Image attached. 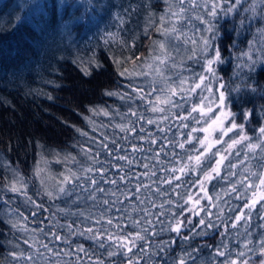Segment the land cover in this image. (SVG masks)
Wrapping results in <instances>:
<instances>
[{
    "label": "trees",
    "instance_id": "16d2710c",
    "mask_svg": "<svg viewBox=\"0 0 264 264\" xmlns=\"http://www.w3.org/2000/svg\"><path fill=\"white\" fill-rule=\"evenodd\" d=\"M223 1L227 9L235 2ZM250 2L241 0L232 12L217 11L210 24L213 49L219 48L222 55L216 74L229 86L227 101L231 110L243 116L240 122L245 124L251 141L256 142V129L264 124V52L258 59L251 48L248 56L242 53L263 21L264 0H257L254 12ZM45 4L47 8L42 12L38 6ZM53 4L57 7L53 8ZM177 8H181L178 0H0V264H128L134 256L140 264H172L180 257H186L187 264H224L225 260L230 264L233 259L239 263L259 255V241L264 239V201L249 217L243 205L251 193H245L239 184L238 191L230 189L245 167L264 171L259 149L249 153V160L242 164L239 162L244 159L246 144L232 150L228 159L237 168L225 167L221 175L228 176V180L217 177L205 185L207 198L195 207V215L185 200L189 191L194 199L197 186L192 182L197 175L183 176L182 181L174 180L171 185L161 181V177L171 175L166 169L173 167L176 159L186 161L193 145L199 147L204 132L191 133L192 128L206 127L215 116L214 108L203 118L191 109L208 105L203 97H217V80L213 78L212 92L200 95L190 91L204 68L203 57L200 53L185 58L175 55V44L180 49L185 46L176 32L170 31L176 27L171 13L179 12ZM46 20L56 29L42 27L40 24ZM63 26L66 32L60 31ZM160 60L165 63L160 64ZM156 66L162 70L160 74L154 73ZM170 87L177 88V95L172 97L177 106L161 104L158 106L165 107V112H152L151 102L157 95H170ZM107 92L118 95H106ZM246 111L254 115L245 119ZM179 116L188 119L181 120ZM194 117L201 123L197 124ZM149 120L153 123L149 124ZM121 125L126 130L121 131ZM133 128L135 131L129 130ZM189 133L194 137L192 144L186 143L185 150H181L178 143L186 141ZM221 135L218 132L212 139ZM233 136L234 133L224 136L212 151H222ZM237 151L240 155H236ZM118 156H126L133 163L114 158ZM93 157L102 163H96ZM144 164L149 168L145 169ZM85 168L93 171L85 172ZM101 168L103 176L95 171ZM48 171H53V179ZM70 172L79 178L72 177V183L63 185L66 192L59 193L57 181ZM231 172L236 175L230 176ZM92 179L97 181L95 185ZM113 179L115 184L105 182ZM14 180L23 182L21 192L10 191ZM145 184L149 187L136 191L137 185ZM177 184L181 186L176 188ZM46 191L54 192L55 198L50 199ZM145 209L151 215L146 217ZM241 211L245 215L236 222ZM173 213L183 221L179 236L161 232ZM201 218L205 225L200 224ZM109 219L112 224L107 223ZM137 220L142 227H149L146 221L151 220L150 230L159 235L144 233L152 247L137 241V247L125 255L126 250L117 248L108 233L131 238L140 231L133 225ZM17 221L28 231L13 228ZM209 223L214 227H208ZM86 228L103 235L99 240L87 238ZM201 232L206 234L199 235ZM25 241L34 247L29 248ZM160 241H171L167 253L161 254L164 260L151 255ZM249 241L248 248L255 252L243 247ZM101 242L104 247H100ZM78 246L85 252H78ZM141 248L149 252L145 254ZM217 250L225 251V256H217ZM240 251L247 255L237 257ZM20 252L31 255L32 261L13 260L9 255ZM109 252L115 254L109 256Z\"/></svg>",
    "mask_w": 264,
    "mask_h": 264
},
{
    "label": "snow or ice",
    "instance_id": "6c2138e0",
    "mask_svg": "<svg viewBox=\"0 0 264 264\" xmlns=\"http://www.w3.org/2000/svg\"><path fill=\"white\" fill-rule=\"evenodd\" d=\"M180 4L184 3V0H179ZM219 3L220 0H213L210 9L208 10V15L211 17H215L217 15V10L219 7ZM241 4V0H235V2L233 4H231L227 11L228 12H232L233 10L236 9V7L238 5ZM41 8V11L43 12L46 8L47 5H41L38 6ZM53 8L57 7V5L53 4L52 5ZM67 7H75V5H68ZM255 7L256 5L253 4L252 5V10L253 12L255 11ZM245 11H248V8L244 9ZM181 11H183V9H181ZM171 15L173 17H178V13L177 12H172ZM163 21V17L161 18ZM202 24L207 23L208 26L204 29V31L208 32V33H212L213 32V26H211L210 22H206L203 19H201L200 21ZM241 24H243V20H241ZM171 32H176V28L173 27L172 29H170ZM193 43H196V41H193ZM160 47L163 49L164 45L161 44ZM212 49V53L210 54L209 50ZM200 55L203 57V67H204V73H207V75H205L204 73H201L199 75V82L195 83L190 91H195L196 89L201 87V84L204 83L205 80H207L209 77L217 80L218 82V88L216 89V91L218 92V96L217 97H203V100H208L209 104L206 106H194L191 109V112H199L200 113V117L203 118L205 116H207L208 112H212L213 111V106L219 110V114L215 115L214 118H211V123H207L206 127H202L200 129H197L195 127L192 128L191 133H194L196 131H202L204 132L206 135L199 139L198 144L199 147H196L195 145H193L192 149L190 150L191 154L187 155V159L186 161L183 159H176L173 162V167L166 169V171L170 172L171 175L167 178L165 177H161V181L163 183H167L169 185H171L173 183V181H182V177L183 176H187L189 174H196L197 175V180L192 182L193 186H198L200 191H205V185L207 183H210L213 179H216L217 177L221 178V179H225L228 180V176H222V169L226 168H230V169H236L237 168V164L232 163L228 157L229 155H231L232 150L236 149V147L238 145H245L246 144V152L244 154V159L242 161H240L239 163H244L245 161L249 160V153L255 154L257 152V149H259L260 152V159L264 160V124H262L261 126H259L256 129L257 132V136L255 137L256 142H252L249 135L246 133L245 131V124L244 123H238L234 117V114L231 112H227L225 111L226 107H227V103H226V90L228 89V84L225 82L220 81L219 77L216 74L215 68L213 67V65L218 64V63H222V55H221V50L219 48H215L213 49V45L211 43V40L208 37H202V47L200 49ZM243 56H247V53H242ZM249 59H251L249 57ZM165 61L164 60H160V64H164ZM244 66H248L250 67V65H240V67H244ZM157 73L160 74L162 72V70L160 68L156 69ZM85 74L87 73V70L85 69ZM146 74V73H144ZM121 75H124V73H121ZM181 85L184 84V81L181 80ZM209 92H212L213 90L211 88L207 89ZM133 91H137V89H133ZM155 91V90H154ZM163 91V90H161ZM180 91H184L183 88L180 89ZM168 92L170 93V95H163V96H157L155 102H151V110L152 112L156 113V112H165L166 108L165 107H160L158 105H173V106H177L175 104H173L172 101V97L177 95V88L176 87H170L168 88ZM106 95H118V93H114V92H107L105 93ZM127 96V94L125 93L123 96H121V98H125ZM141 100L144 99L143 96L139 97ZM205 107L207 108V111H205ZM191 112L188 114L189 116L191 115ZM104 115H107V113L105 112ZM132 115L135 116L136 113L132 112ZM250 115H254L253 112L250 111H246L244 113V118L248 119V117ZM164 119L166 120L167 117L165 116ZM178 119L181 120H186L188 119V116H179ZM195 119V122L197 124L201 123V119H197V118H193ZM225 119L228 120V125L225 126ZM149 124L153 123L152 120L148 121ZM184 127H187V125H182ZM121 128V131L126 130V126L121 125L119 126ZM215 128H219L220 132H221V136L217 137L215 139H210V135H211V131H214ZM130 131H135V129H129ZM141 130L143 131V129L141 128ZM79 131V130H78ZM161 132L164 131L163 128L160 129ZM189 133L187 140L184 142H179L178 143V147L181 150H185V144H192V141L194 139V137L192 136V134ZM229 133H234V136L230 138V142L227 143V147L224 148L222 151L220 149H217L215 152H213V148H215V146L217 144H221L223 142V137L224 136H228ZM81 135H87V133L81 132ZM152 143L155 144L156 141L155 139L152 140ZM103 147L105 149H107V145H103ZM163 148V146H162ZM134 150H136L134 148ZM109 154L111 155V152L109 150ZM157 157L159 156V153L156 154ZM236 155H240L239 151L236 152ZM173 156H176V153L173 152ZM212 157H217L214 161V163H209V161L212 159ZM115 159L121 160V161H127V163L129 165H131L133 163V161L131 159H128V157L126 156H118V157H114ZM94 161L96 163H102V161H100L98 158L93 157ZM225 161H228V164L225 165ZM115 167V166H114ZM143 167L145 169L149 168L148 164H144ZM261 168H264V164H261ZM85 172H90L93 171V169L91 168H85L84 169ZM95 171L100 172L101 176L104 175V169H95ZM179 173V174H177ZM246 173V174H244ZM147 173H145L146 175ZM36 175L39 177L40 176V170L37 169V173ZM151 175H155V172H152ZM230 176H235L236 173L235 172H231L229 173ZM76 176V178L78 179L79 177L77 176V174L75 172H70L69 175H65L63 176L62 180L57 181L58 184V192L59 193H65L66 189L65 187H63V185L65 184H70L72 183V177ZM255 177V179H253ZM124 177H121V180H123ZM106 183L111 182L113 184L116 183V180L113 179L111 181H105ZM43 183V181H42ZM97 183V181L95 179H92V184L95 185ZM241 185L243 186L245 193L250 192L251 196L250 198H248L247 202L243 205L244 209H247V215L250 217L251 216V212L252 210L256 207L257 204H261L262 201H264V171H252L250 167H245L243 170V173L239 176V179L235 180V182H232L230 185V189L231 192H236L238 191L237 189V185ZM180 184H177L175 187L178 188L180 187ZM144 187V188H148V185H137L136 187V191L139 192L140 188ZM23 188V182L21 180H14L13 183L11 184L10 187V191L16 193V192H21ZM99 191H104L103 189H98ZM175 191V188L173 189ZM25 195H27L26 193H24ZM45 194L50 198H55V193L52 191H46ZM226 195L228 194L227 192L225 193ZM113 195H115V193H113ZM179 196V193L177 194ZM205 196H207V193L205 191ZM240 196H237V199H239ZM137 199H139V197H137ZM200 199H202V197H197L194 201H193V195L192 193L189 191L187 194V199L185 200V203H193V208L188 209L190 212H192L194 215L198 214L195 211V205H199L200 203ZM211 199V198H209ZM28 200L31 201L33 204H35L36 202L34 200L31 199V197H28ZM105 203L107 204L108 201H105ZM115 203V201L113 202ZM169 203H172V201H169ZM177 207L181 208V210H183V206L180 205L179 203L176 204ZM37 208H39V205H36ZM261 208L264 209V204H261ZM35 214V213H34ZM22 215V213H21ZM151 215V213L145 209V216H149ZM245 215V213L243 211L240 212V214H238L235 217V221L239 222L242 217ZM261 219H264V217H261ZM97 223H99V221H97ZM108 224H112V220L109 219L107 221ZM146 223L149 225V227H142L141 223L139 220L137 221H133V225L135 227L140 228V231L135 232L134 234L131 235V238L128 237H123V236H114L112 233H108V238L109 239H114L116 241V246L117 248H124L125 251V255H127L128 253H131L133 251L134 248L137 247V241H145L146 243H149V247H152L151 243L147 241L146 236L144 235V233H147L148 235L151 236H156L159 235V233H156L155 231L150 230L152 227V221L151 220H147ZM189 223H191V221H189ZM200 224L201 225H205V220L204 218H201L200 220ZM183 225V221L180 220L175 213H173L172 218H170V221L167 225H164L161 228V232L163 231H171L176 233L178 236L181 234V227ZM208 227H214L213 224L209 223L207 225ZM12 227L19 230H23V231H28L27 228L23 227L22 224L19 223V221H17L16 223L12 224ZM232 227L235 228L236 227V223L234 222L232 224ZM69 228H71V225H69ZM107 231V230H105ZM84 232H87L89 234V236L87 238L90 239H97L99 240L101 238V236L103 235V233L101 232H93L92 228H86L84 229ZM206 233L201 232L199 233V235H205ZM55 235V234H53ZM55 238L57 240L60 239L59 236H55ZM35 239V238H33ZM67 242V241H65ZM25 243L28 244L29 248L34 247V245L32 243H28V241H25ZM36 243H39V241H36ZM249 242H245L243 247L245 249H247L249 252H255V249H250L248 248V244ZM171 241H160L159 243H157L155 245L154 250L151 252V255L154 256H160L161 260H164V256L161 254H166L168 251V248L170 247ZM259 249H258V261L257 264H264V239H261L259 241ZM43 248L47 249L49 252H51V249L48 248L47 244H43L42 245ZM100 247H104V244L101 242ZM225 248L227 247L226 245L224 246ZM77 251L80 253H84L85 249L83 247L78 246ZM141 252L147 254L149 252L148 248H141ZM38 255H43V253H37ZM109 256L114 255L115 253L113 252H109L108 253ZM217 256H225V251L222 250H217L215 253ZM9 255L12 256L13 260H27L29 262L32 261L33 257L31 255L28 256H24L23 252L20 253H9ZM65 255H68V253H65ZM187 256H191V253H187ZM247 255V253L245 251H240L237 253V257H245ZM128 264H140V259L138 257H130L128 259ZM172 264H187V259L186 257H180L178 260L176 261H172ZM224 264H229V262L227 260H225ZM230 264H238L237 259H233L230 261ZM239 264H251V258L249 257L248 259H244L242 261L239 262Z\"/></svg>",
    "mask_w": 264,
    "mask_h": 264
},
{
    "label": "rangeland",
    "instance_id": "374dc122",
    "mask_svg": "<svg viewBox=\"0 0 264 264\" xmlns=\"http://www.w3.org/2000/svg\"><path fill=\"white\" fill-rule=\"evenodd\" d=\"M212 2H213V0H184V3L181 4V8L175 9L177 11L179 10V12H177L179 15H178V17L172 16L173 26H176L175 28L177 30L176 31L177 39L181 40L185 45L184 47L182 46L180 49V46L175 44L174 52L176 53L175 55L177 57L185 58L187 56H190V55H193L196 53H200V49L202 47V37H208L211 40V33L204 31V29L208 26V24L207 23L202 24L200 21H201V19H203L206 22H212L214 17H211L207 14L208 10L211 7ZM256 2H257V0H251L249 5L252 6ZM226 6H227V4H226ZM181 9H183V11H181ZM226 10H227V8L224 6V1L220 0L219 7H218L217 11H220V13L223 14V13H225ZM262 18H263V21L259 27L258 32L256 33V35L252 39V42L249 44V48L245 52V53L249 54V51L251 49L255 50L257 53L255 59H258L260 56H262L263 52H264V14L262 15ZM193 41H196V43H193ZM211 43H212V41H211ZM210 50H209V52H210ZM213 67L216 69L217 64L213 65ZM157 68H158L157 66L154 67V73L155 74H158L156 71ZM202 73H204V68L202 70ZM204 74L207 75V73H204ZM211 79L212 78L209 77L207 80H205L204 83L201 84V87L196 89L194 92L197 91L200 95L208 92L207 89L211 88V83H212ZM219 79H220V81H222L221 78H219ZM198 82H199V79L197 80L196 83H198ZM218 86H219L218 82L215 81V88L217 89ZM162 89H164V87H162ZM216 93L218 96L217 91H216ZM228 93H229V88L226 90L227 99H228ZM163 95H168V93H163V94L157 95V96H163ZM227 99H226L227 107H226L225 111L233 113L236 121L238 123H241L240 121H243V116L239 115V113H235L231 110ZM213 108L215 109V115L219 114V110L216 109L215 107H213ZM227 125H228V120L225 119V126H227ZM245 131H246V133H248L247 130H245ZM218 132H220L219 128H215L214 131H211L210 139H212L215 136V134ZM231 134L232 133H229L228 136H231ZM205 135L206 134L204 133V136ZM0 159H1V156H0ZM48 175L51 179H53V171H48ZM203 192L204 191H200L199 187L197 186V191L194 195V199H196L197 197H202V199H200L199 205L201 203L205 202V200L207 198L203 194ZM194 199H193V201H194ZM193 206H194L193 203H190V208H193ZM197 206L198 205H195V207H197ZM257 261H258V256L251 259V264H257Z\"/></svg>",
    "mask_w": 264,
    "mask_h": 264
},
{
    "label": "bare ground",
    "instance_id": "6f19581e",
    "mask_svg": "<svg viewBox=\"0 0 264 264\" xmlns=\"http://www.w3.org/2000/svg\"><path fill=\"white\" fill-rule=\"evenodd\" d=\"M40 25H41L42 27H43V26H44V27H47L48 29H51V30H55V29H56V25H55L54 23H51V22L48 21V20H46L44 23H41ZM28 29L31 31V25L28 27ZM60 31H61V32H66L65 26H63V28H61ZM41 33H43L42 35L46 36V35L44 34V32H41ZM21 46H22V44H21ZM27 48H28V46H27ZM27 48L23 46V49H27ZM27 50H28V49H27ZM27 50H26V51H27ZM51 59H52V58H51ZM50 63H51V61H50Z\"/></svg>",
    "mask_w": 264,
    "mask_h": 264
}]
</instances>
